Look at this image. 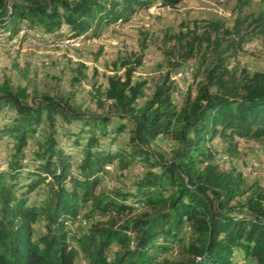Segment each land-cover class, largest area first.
<instances>
[{"label":"trees","instance_id":"16d2710c","mask_svg":"<svg viewBox=\"0 0 264 264\" xmlns=\"http://www.w3.org/2000/svg\"><path fill=\"white\" fill-rule=\"evenodd\" d=\"M181 1L0 0V33L22 39L25 26L90 38L141 8ZM252 34L264 37V11L238 15L231 27L208 21L165 33L163 78L143 105L147 80L132 76L142 54L123 58L122 74L115 69L105 84L92 80L87 111L56 93L30 102L0 69V157L9 150L0 166V264H75L78 255L85 264H235V251L242 264H264V188L234 166L220 169L212 144L222 139L231 155L235 137H264V71L236 75L226 65ZM189 60L195 92L192 83L178 106L171 77ZM84 68L76 64L72 81ZM132 166L142 171L129 182L114 175L106 187L111 172Z\"/></svg>","mask_w":264,"mask_h":264},{"label":"rangeland","instance_id":"374dc122","mask_svg":"<svg viewBox=\"0 0 264 264\" xmlns=\"http://www.w3.org/2000/svg\"><path fill=\"white\" fill-rule=\"evenodd\" d=\"M263 11L264 0H249V3L242 7L240 0H182L175 8H141L130 19L112 24L98 36L90 38L80 36L78 39H55L38 30L29 29V32H26L27 37L7 40L0 33V69L10 77L13 85L27 88L30 102L37 94L56 93L68 99L72 106L87 111L95 109L88 94L92 80H96L97 84H105L106 76L112 74L115 69L122 74L120 62L123 58L142 54V63L132 76L133 80H147L143 88L144 96L137 101V105H143L151 96L155 85L163 78L166 64L159 41L165 33L177 34L186 28L202 26L208 21H217L225 27H231L238 15L255 16ZM147 36L148 41L145 43ZM73 40L76 42L71 43ZM79 62L85 66L86 77L77 83L72 81L71 77ZM226 65L231 72L236 69V75L242 69L250 72L264 71V37L255 34L248 36L235 55L226 60ZM196 68L193 60H189L172 73L174 86L177 82L183 86V91L175 88V93L173 91V99L178 106L192 83L193 94L195 92L193 73ZM124 137V134L120 135V139ZM235 140L238 141L237 150L231 155L224 151L225 144L222 139L216 138L212 141L216 152L215 163L224 170L234 166L248 184L255 181L264 188V137H235ZM160 144L161 148L167 149L171 143L161 140ZM6 148L2 150L0 159L5 157L6 160L9 155L8 147ZM29 158L30 153L26 151V159ZM140 171V166H132L121 174L118 171L111 172V178L107 177L104 183L106 187L115 184L116 181H111L114 175L124 182H129ZM80 224H85L83 218ZM171 251L175 249L169 248L167 252L161 253L160 257H169ZM240 256L241 252L235 251V264H242L239 261ZM75 264L85 263L78 255Z\"/></svg>","mask_w":264,"mask_h":264},{"label":"built area","instance_id":"2783aa9c","mask_svg":"<svg viewBox=\"0 0 264 264\" xmlns=\"http://www.w3.org/2000/svg\"><path fill=\"white\" fill-rule=\"evenodd\" d=\"M55 43L59 45V42L58 41H56ZM68 44H71V43H68ZM174 88H175V90H182L183 91V86L179 82H177L175 84ZM173 91H174V89H173ZM174 93H175V91H174ZM0 163L2 165H5V166H7V164H8V163H6L5 157H3V158L0 159Z\"/></svg>","mask_w":264,"mask_h":264},{"label":"bare ground","instance_id":"6f19581e","mask_svg":"<svg viewBox=\"0 0 264 264\" xmlns=\"http://www.w3.org/2000/svg\"><path fill=\"white\" fill-rule=\"evenodd\" d=\"M26 32H29V31H28V29H27L25 26H23L22 29H21V31H20V33H21V34H24V33H26ZM41 33H43V32H41ZM43 34H45V33H43ZM65 42H66V41H65ZM73 42L75 43L76 40L71 41V43H73ZM67 43H69V42H67ZM71 45H72V44H71ZM113 147H115V146H113ZM0 166H5V165H2V164L0 163Z\"/></svg>","mask_w":264,"mask_h":264}]
</instances>
